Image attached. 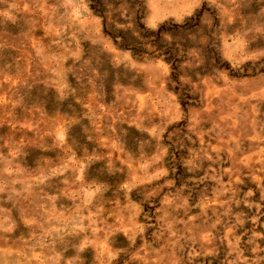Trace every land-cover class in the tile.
<instances>
[{"label":"rangeland","instance_id":"374dc122","mask_svg":"<svg viewBox=\"0 0 264 264\" xmlns=\"http://www.w3.org/2000/svg\"><path fill=\"white\" fill-rule=\"evenodd\" d=\"M0 264H264V0H0Z\"/></svg>","mask_w":264,"mask_h":264}]
</instances>
